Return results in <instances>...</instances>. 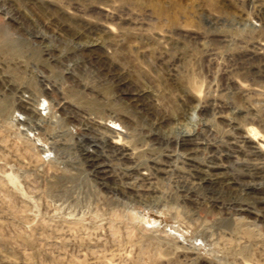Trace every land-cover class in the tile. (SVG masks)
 Here are the masks:
<instances>
[{"label": "rangeland", "instance_id": "374dc122", "mask_svg": "<svg viewBox=\"0 0 264 264\" xmlns=\"http://www.w3.org/2000/svg\"><path fill=\"white\" fill-rule=\"evenodd\" d=\"M0 264H264V0H0Z\"/></svg>", "mask_w": 264, "mask_h": 264}, {"label": "bare ground", "instance_id": "6f19581e", "mask_svg": "<svg viewBox=\"0 0 264 264\" xmlns=\"http://www.w3.org/2000/svg\"><path fill=\"white\" fill-rule=\"evenodd\" d=\"M218 180H217V178H215V180H213V183H216Z\"/></svg>", "mask_w": 264, "mask_h": 264}]
</instances>
